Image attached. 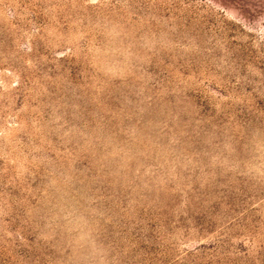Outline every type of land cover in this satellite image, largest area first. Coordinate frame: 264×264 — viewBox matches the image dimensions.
Here are the masks:
<instances>
[{
    "label": "rangeland",
    "instance_id": "rangeland-1",
    "mask_svg": "<svg viewBox=\"0 0 264 264\" xmlns=\"http://www.w3.org/2000/svg\"><path fill=\"white\" fill-rule=\"evenodd\" d=\"M0 264H264V0H0Z\"/></svg>",
    "mask_w": 264,
    "mask_h": 264
}]
</instances>
